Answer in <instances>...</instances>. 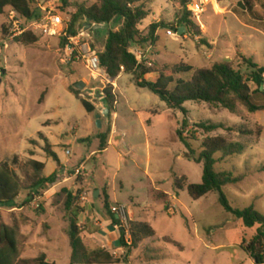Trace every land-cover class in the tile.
<instances>
[{
	"label": "rangeland",
	"instance_id": "rangeland-1",
	"mask_svg": "<svg viewBox=\"0 0 264 264\" xmlns=\"http://www.w3.org/2000/svg\"><path fill=\"white\" fill-rule=\"evenodd\" d=\"M147 1L150 14L139 31L146 34L150 24L164 25L155 34L150 54L155 68L184 63L198 69L227 63L248 81L251 91L256 90L249 81L244 59L258 68L264 66V0L252 2L251 7L243 0L198 2L191 7L198 32L188 34L180 27L177 32L171 30L177 34L175 38L166 33L170 30L167 25L174 24L179 14L177 1ZM96 2L67 0V5L61 1L57 5L71 21L80 6L88 8ZM9 10L0 16V161L10 162L15 156L21 162L31 158L45 165L46 177L57 173L56 182L48 190L23 192L12 206L15 208L0 207V225L17 228L28 242L22 257L43 255L51 264H69L72 214L83 230L97 231L100 218H108L103 208L107 200L109 210L115 204L123 205L134 215L132 219L140 216L152 224L155 241L147 243L159 257L153 264H254L242 245L254 237L257 227L245 228L241 220L225 212L217 192L193 201L185 189H175L176 180L181 179L184 185L200 184L202 175V165L188 160L189 152L176 132L181 130L193 157L200 153L206 137L243 142L245 150L241 155L216 165L219 172L243 177L241 182L222 188V193L232 208L253 206L264 215V173L259 172L264 165V111L250 114L238 105L236 113L231 114L219 106L186 102L184 114L168 109L158 96L139 88L132 75L122 74L112 86L117 96L113 110L117 118L113 120L112 114L102 112L106 107L101 98L111 81L107 77L102 82L93 80L82 61L62 63V38L36 35L33 46L16 43L9 32ZM118 29L110 24L102 26L98 35L88 31L92 50L102 52L108 31ZM191 75L180 74L175 81L189 80ZM153 79L154 76L144 77L147 82ZM78 82L84 83L83 89L75 88ZM70 88L78 92V97ZM81 99L93 105L96 112L87 113ZM252 101L264 105V93L260 90ZM98 115L100 128L96 124ZM183 119L187 121L185 128ZM206 122L226 128L244 127L252 134L241 136L225 128L205 134L195 127ZM110 132L109 145L95 155L99 138L104 136L107 142ZM39 134L47 139L57 161L46 156V143ZM31 140L35 144L30 145ZM220 157L215 155L216 159ZM80 165L84 170L74 176ZM154 188L170 196L165 194L166 200H159ZM63 189L80 193L70 209L65 206L67 194L61 193ZM95 192L100 198L94 197ZM165 207H170L172 214L164 211ZM164 238L176 244L164 242ZM83 242L86 248L93 247L87 238ZM143 251L134 249L129 254L135 252L142 259Z\"/></svg>",
	"mask_w": 264,
	"mask_h": 264
},
{
	"label": "trees",
	"instance_id": "trees-1",
	"mask_svg": "<svg viewBox=\"0 0 264 264\" xmlns=\"http://www.w3.org/2000/svg\"><path fill=\"white\" fill-rule=\"evenodd\" d=\"M178 3L179 14L175 18V23L167 25L170 30L177 32L180 27L185 28L188 34H192L198 28L194 23V14L191 7L198 5V0H176ZM219 1V0H216ZM257 0H243L244 4L251 7L252 2ZM67 5V0H61ZM33 0H0V16H3L5 10L14 9L25 18H32L34 10L32 8ZM147 0H97L90 6H80L71 17V23L68 28V36L61 39L60 48L63 50L67 45V38L77 34V30L83 26L90 25H113L119 27L117 31H108L104 50L97 53L100 67L106 77L115 81L121 74L132 75L139 88H146L155 94L164 102L168 109L178 110L185 114L184 104L186 102H204L219 106L231 114H235L238 105L243 106L248 113L264 111V105L253 103V97L260 91V76L264 71V66L258 68L249 59H244L249 68V81L256 86L255 91H251L248 81L242 75L235 71L227 63H215L209 68H198L178 63L173 66H163L160 69L145 68L137 66V58L133 51L138 50L144 53L147 47H153L156 41V32L164 26L162 22L150 24L147 33L143 34L138 27L149 16ZM95 35L99 31H92ZM200 34V33H199ZM18 44L33 46L37 43L35 34L25 33L15 39ZM123 67V72L121 71ZM156 73L154 81L147 82L144 76ZM191 73V78L186 81L177 80L175 77L180 74ZM69 91L76 96L77 91L70 88ZM102 100L108 110L107 116L113 113L116 105L117 96L113 93L112 85H108L102 91ZM78 97V96H77ZM41 96L40 103L43 101ZM80 103L84 110L91 114L95 112V107L88 101L81 99ZM187 126L186 119L182 121V128ZM197 129L205 134L224 129L228 132H236L241 136H250L252 132L244 127L226 128L220 123H199L195 125ZM261 131L256 132L259 139ZM176 135L185 149L189 152L188 160L202 165V176L200 184L184 185L181 179L175 181V189L187 191V194L193 201H197L210 193L219 194V203L225 212L242 221L245 228H256L254 237L248 242L243 243V250L253 260L254 264H264V215L259 213L253 206L239 210L234 209L222 193V188L227 185L237 184L243 180V177H233L229 172H219L216 165L225 159L241 155L245 150V144L241 141H231L223 137H206L201 145V151L197 157H193V151L190 149L186 138L182 136L181 130H177ZM38 136L46 143L44 152L48 158L57 161L56 155L50 150L47 139L39 134ZM106 138V137H105ZM104 136L99 138L98 152H103L106 148V139ZM30 145L35 141H30ZM220 154L216 159L215 155ZM32 156V155H31ZM45 165L34 159H27L21 162L17 156L9 161H0V207L8 206L11 209L17 198L23 192L34 193L38 190H48L56 182L57 173L54 172L49 177L44 175ZM264 173V165L259 169ZM63 194H67L65 206L70 209L71 204L79 196V192H72L63 189ZM154 196L162 201L166 200V195L154 191ZM109 203L105 200L103 208L108 213L111 226L119 232V245L125 250V255L115 256L104 248L89 250L86 248L83 240L84 232L75 213L70 220L69 225V244L71 247L70 264H124L128 263V254L132 250L139 248L143 241L153 243L155 241V231L148 223L129 221V231L131 244L127 245L124 241V229L120 220L110 214ZM164 242L174 243L168 238ZM26 240L19 230L12 226L0 225V264H51L46 262L45 256L23 259ZM144 245V244H143ZM145 248V247H144ZM155 250L147 248L143 251V258L146 263L159 260L154 255Z\"/></svg>",
	"mask_w": 264,
	"mask_h": 264
},
{
	"label": "built area",
	"instance_id": "built-area-1",
	"mask_svg": "<svg viewBox=\"0 0 264 264\" xmlns=\"http://www.w3.org/2000/svg\"><path fill=\"white\" fill-rule=\"evenodd\" d=\"M59 1L61 0H33L32 8L34 10V16L30 19L23 17L14 9H10L7 17L10 26L9 32L12 34V37L17 38L25 33H32L41 37L66 38L68 36V26L71 21L68 17L65 18L59 11V6L57 5ZM201 1L203 0H198V2ZM198 15L199 14L195 15V17L198 18ZM166 35L171 38L177 37V34L171 30H168ZM151 52V46L147 47L144 53L134 50L133 53L137 58V66L141 65L145 68H151L153 66L150 59ZM59 55L62 56L61 62L64 64L71 63L73 59L82 61L84 69L93 80L102 82L103 79H106V75L100 67L97 53L92 50L88 31L85 29V26L78 29L75 36L67 38V45L62 50V53L59 52ZM123 70V67H121L122 72ZM260 79V90L264 93V71ZM111 85L115 86L113 83H111ZM66 155H70V153L66 151ZM81 171H83V169H76L74 176L79 175ZM81 200L85 201L86 198L81 197ZM110 214L116 216L120 220L124 229V241L127 245H130L131 236L128 226L129 213L127 208L123 205H113L110 208Z\"/></svg>",
	"mask_w": 264,
	"mask_h": 264
},
{
	"label": "crops",
	"instance_id": "crops-1",
	"mask_svg": "<svg viewBox=\"0 0 264 264\" xmlns=\"http://www.w3.org/2000/svg\"><path fill=\"white\" fill-rule=\"evenodd\" d=\"M149 76H154V79L152 80V81H154L156 76H157V74L156 73H151V74L145 75L144 77H149ZM119 77L115 81H113L112 83L115 84L117 82V80L119 79ZM106 110H107L106 108H103L102 112H105ZM95 112H96V109H95ZM116 118H117L116 117V113H112V119L115 120ZM111 135H112V132H110V136L108 137V140L106 142V146L109 145V143H110ZM63 168H65V166H63ZM79 168L84 170L85 167L80 165L77 169H79ZM152 191L153 192L154 191L160 192V190H158L157 188L152 189ZM165 194L170 196L167 193H165ZM96 198H100V194L99 193H98V196ZM169 200L172 201V199H169ZM127 210H128V213H129V221H138V222L148 223L151 226V228L154 230V228L152 227V224L150 222H148V221H142L140 216H137L138 217L137 219H132V217L134 215L130 213V210L128 208H127ZM164 211H166L167 213L172 214V211L170 210V207H168L167 209L165 207ZM97 217L100 218L102 216H97ZM100 221H101V223L97 224L100 227L97 231H95L94 229L91 228V229H87L84 232L85 238H87L93 244V247L90 248L89 250L97 249V248H104V249L108 250L109 252H111L115 256H123V255H125V250L119 245V232H118V230L115 227L111 226V221L109 220V217L108 218L102 217V218H100ZM155 235H156V233H155ZM148 243L146 241H143L141 243V245L139 246V248H137V249L141 252V251H143L144 247L152 248ZM26 246H28V242H26L25 248H26ZM152 249H154V248H152ZM22 256H23V254H22ZM70 256H71V254H70ZM137 256L138 255H136L135 252L133 254H131V255L129 254L128 255V263H125V264H153V263L157 262L156 261V262L146 263L145 262V258L141 259V258H139ZM23 259H28V258H23Z\"/></svg>",
	"mask_w": 264,
	"mask_h": 264
},
{
	"label": "water",
	"instance_id": "water-1",
	"mask_svg": "<svg viewBox=\"0 0 264 264\" xmlns=\"http://www.w3.org/2000/svg\"><path fill=\"white\" fill-rule=\"evenodd\" d=\"M85 29H86L87 31H90V30H92V31H100V30L102 29V25H94V26H92V27H91L90 25H86V26H85ZM180 30H184V31H186L185 28H183V27H181ZM178 35L180 36V35H181V32L178 31ZM83 87H84V83H82V82H78V83L75 85V88L78 89V90L83 89ZM103 113H104L105 115H107V114H108V110H106V111L103 112ZM100 117H101V115H98V116H97V122H96V124H97L98 128L101 127V123H100V121H99ZM97 196H98V193L95 192L94 197H97Z\"/></svg>",
	"mask_w": 264,
	"mask_h": 264
},
{
	"label": "bare ground",
	"instance_id": "bare-ground-1",
	"mask_svg": "<svg viewBox=\"0 0 264 264\" xmlns=\"http://www.w3.org/2000/svg\"><path fill=\"white\" fill-rule=\"evenodd\" d=\"M181 31H183V30H181Z\"/></svg>",
	"mask_w": 264,
	"mask_h": 264
}]
</instances>
